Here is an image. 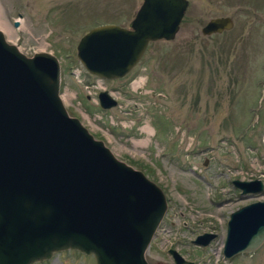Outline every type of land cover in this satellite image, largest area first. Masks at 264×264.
<instances>
[{"label":"rangeland","instance_id":"374dc122","mask_svg":"<svg viewBox=\"0 0 264 264\" xmlns=\"http://www.w3.org/2000/svg\"><path fill=\"white\" fill-rule=\"evenodd\" d=\"M140 2L0 0V22L10 29L0 30L26 55L54 54L68 114L162 189L167 215L144 252L149 264H174L169 246L192 264H264V239L252 251L222 253L228 213L264 199V189L239 195L230 183L264 182V0H188L174 37L149 41L123 76L88 73L76 57L79 37L96 24L128 26ZM219 15H229L232 27L202 34L206 20ZM101 89L115 106H98ZM203 231L214 236L194 244ZM32 264L95 263L64 249Z\"/></svg>","mask_w":264,"mask_h":264},{"label":"water","instance_id":"95a60500","mask_svg":"<svg viewBox=\"0 0 264 264\" xmlns=\"http://www.w3.org/2000/svg\"><path fill=\"white\" fill-rule=\"evenodd\" d=\"M188 0H141L128 26L101 23L76 42V57L90 74L118 78L147 43L172 39ZM17 25V21H13ZM229 15L213 16L202 34L230 29ZM98 106L116 105L106 89ZM241 194L260 193L258 178H232ZM166 209L162 189L118 159L59 95V63L48 51L26 55L0 30V264H32L53 252L76 249L95 264H149L144 252ZM214 233L197 234L205 245ZM264 239V199L229 212L222 253L257 248ZM174 264H192L169 248ZM168 264V263H163Z\"/></svg>","mask_w":264,"mask_h":264},{"label":"flooded vegetation","instance_id":"af4514ba","mask_svg":"<svg viewBox=\"0 0 264 264\" xmlns=\"http://www.w3.org/2000/svg\"><path fill=\"white\" fill-rule=\"evenodd\" d=\"M237 178H240V177H237ZM255 178H258V179H260L261 181H262V184H263V188H262V190L261 191H263V189H264V182H263V176L261 177V176H258V177H247L246 179L245 178H240V179H243V180H251V179H255ZM230 183H231V180H230ZM236 190H237V193L239 194V195H242L241 194V192H240V189L239 188H236V187H234ZM248 193H245V195H247ZM250 195L252 194V195H255L256 193H249ZM248 194V195H249ZM255 200H263V199H253V200H251V201H255ZM251 201H248V202H251ZM247 202V203H248ZM244 204H246V203H244ZM243 205V204H242ZM239 206H241V205H239ZM238 206V207H239ZM237 208V207H236ZM235 209V208H234ZM233 209V210H234ZM166 215H167V208L165 209V211H164V213H163V216H162V218H161V220L164 218V216L166 217ZM228 215H229V213H228ZM228 218V217H227ZM160 227V225H159V223H158V225H157V228H159ZM225 230H226V227H225ZM203 232H207V231H203ZM203 232H201V233H203ZM212 233V232H211ZM200 234V233H199ZM197 235V234H196ZM195 235V236H196ZM191 241H192V239H191ZM169 248H174V247H171V246H169L168 248H167V252H168V249ZM175 249V248H174ZM177 251V250H176ZM178 252V251H177ZM168 254L170 255V253L168 252ZM181 255V254H180ZM171 256V255H170ZM171 259H172V257H171ZM173 261V260H172Z\"/></svg>","mask_w":264,"mask_h":264},{"label":"bare ground","instance_id":"6f19581e","mask_svg":"<svg viewBox=\"0 0 264 264\" xmlns=\"http://www.w3.org/2000/svg\"><path fill=\"white\" fill-rule=\"evenodd\" d=\"M0 26H2L6 31H9L10 29H9V27L8 28H6L3 24H2V22H0ZM9 29V30H8ZM3 30V29H2ZM5 31V32H6Z\"/></svg>","mask_w":264,"mask_h":264}]
</instances>
